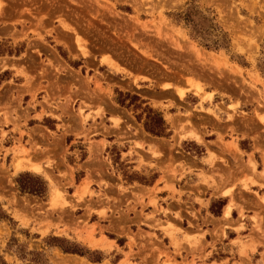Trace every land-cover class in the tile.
<instances>
[{
  "label": "rangeland",
  "instance_id": "obj_1",
  "mask_svg": "<svg viewBox=\"0 0 264 264\" xmlns=\"http://www.w3.org/2000/svg\"><path fill=\"white\" fill-rule=\"evenodd\" d=\"M2 51L0 264H188L186 245L203 239L182 223L198 215L160 199V187L180 192L176 151L202 160L209 140L223 145L227 133L234 160L248 157L256 172L264 0H0ZM119 93L160 112L171 135L147 133L142 110L120 106ZM239 134L256 159L239 152ZM20 178L43 180L44 196L22 193ZM246 179L244 199L264 204L249 190L264 184ZM224 205L214 200L210 212L219 217Z\"/></svg>",
  "mask_w": 264,
  "mask_h": 264
},
{
  "label": "crops",
  "instance_id": "obj_2",
  "mask_svg": "<svg viewBox=\"0 0 264 264\" xmlns=\"http://www.w3.org/2000/svg\"><path fill=\"white\" fill-rule=\"evenodd\" d=\"M169 90L171 89H166V91ZM240 135L237 136L238 140L234 141L237 149L250 159H256L257 151L253 144H250V151L240 148V141L245 139L243 135ZM226 136L229 138H224L226 140L223 145L218 143V135L209 140L206 156L202 160L176 151L174 158L176 163L178 162V172L185 170L181 181L175 187L180 192L178 195L171 191L167 192L163 182L160 187L162 189L160 193H164L162 197L159 194L160 199H168V202L178 200V205L174 202L170 205L178 207L179 211L185 204L183 208L185 213L189 212L187 208H192L198 215V221L192 227H185L184 222L182 223V229L187 236L203 239L202 246L199 248L186 245L189 252L188 264L192 263L194 254H196L197 264H254V259L258 264H264V221L262 220L264 204L256 198L253 203L244 199L247 195L244 189L246 178H253L264 184V150L258 151L261 163L256 160V172H254L247 165L248 157L244 158L242 163L234 160L236 154L230 152L227 146L232 136L229 133ZM202 141L203 137L197 142ZM211 154L215 156V159H211ZM162 160L161 157L158 158V164H161ZM160 169L166 171L167 167L165 165ZM249 190L264 194V189L255 188L252 185L249 186ZM218 199H222L225 205L221 216L215 217L210 212V206L214 200ZM229 206L231 210L226 216ZM190 220L192 218L186 215V221ZM180 239L184 240V235H181ZM191 241L194 242V240ZM102 246L107 247L104 244Z\"/></svg>",
  "mask_w": 264,
  "mask_h": 264
},
{
  "label": "trees",
  "instance_id": "obj_3",
  "mask_svg": "<svg viewBox=\"0 0 264 264\" xmlns=\"http://www.w3.org/2000/svg\"><path fill=\"white\" fill-rule=\"evenodd\" d=\"M4 51L0 52V54ZM120 97L116 100L117 103L127 109H133L137 111L142 110L141 114H137L136 118L138 122L143 124L145 131L156 137H169L171 134L168 132V125L164 120L163 115L146 105L143 107L144 101H142L138 96L129 93L122 94L119 93ZM23 178V177H22ZM31 183H24L23 180H18V185L22 193H29L32 195L44 196L46 192V185L43 180L39 178H29ZM69 252V251H66ZM75 253L76 251H71ZM70 253V252H69Z\"/></svg>",
  "mask_w": 264,
  "mask_h": 264
},
{
  "label": "bare ground",
  "instance_id": "obj_4",
  "mask_svg": "<svg viewBox=\"0 0 264 264\" xmlns=\"http://www.w3.org/2000/svg\"><path fill=\"white\" fill-rule=\"evenodd\" d=\"M197 92H199V91H197ZM190 134V133H189ZM190 135H192V137L195 139V140H197V141H201L202 140V137L200 136V135H198V134H196V133H192V134H190ZM23 162V161H22ZM25 166L20 162V159L19 160H17L16 161V163H15V169H17V170H21L22 168H24ZM28 167H30L32 170H34V171H41L42 169H41V167L40 166H37V165H33V164H29L28 165ZM86 183V182H85ZM84 183V185H87V183L85 184ZM12 184V183H11ZM83 186V185H82ZM85 187V186H84ZM59 195H61V194H59ZM64 197V196H63ZM58 198V197H57ZM56 198V199H57ZM59 198H61V197H59ZM58 200V202H60L61 201V199H60V201H59V199H57ZM66 200V199H65ZM62 202V201H61ZM60 202V203H61ZM59 203V204H60ZM62 204V203H61ZM54 205V204H53ZM58 205V204H57ZM71 207H73V206H71ZM230 210H231V206H229L228 208H227V211H226V216H228L229 215V213H230ZM92 233V232H91ZM95 240V239H94ZM91 241H93V240H91ZM96 241V240H95ZM102 242L101 241H99V242H95L94 243V246H102ZM71 264H74L73 262H71ZM75 264H86V263H75Z\"/></svg>",
  "mask_w": 264,
  "mask_h": 264
}]
</instances>
